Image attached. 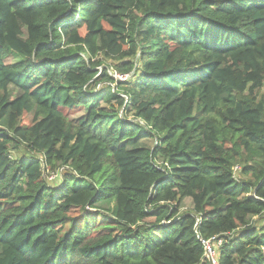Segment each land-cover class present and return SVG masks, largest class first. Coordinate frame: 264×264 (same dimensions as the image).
<instances>
[{"label": "trees", "instance_id": "obj_1", "mask_svg": "<svg viewBox=\"0 0 264 264\" xmlns=\"http://www.w3.org/2000/svg\"><path fill=\"white\" fill-rule=\"evenodd\" d=\"M263 83L264 0H0V264H264Z\"/></svg>", "mask_w": 264, "mask_h": 264}, {"label": "rangeland", "instance_id": "obj_2", "mask_svg": "<svg viewBox=\"0 0 264 264\" xmlns=\"http://www.w3.org/2000/svg\"><path fill=\"white\" fill-rule=\"evenodd\" d=\"M83 33H84V31L82 30V31H81V34H83ZM125 48H126V47H125ZM13 57H14V55H12V57L8 59V62H9V63H10V62L13 63V62H15V61L18 60V58H13ZM105 67H106V69H107V74H108L109 76L113 77L116 81H126V80H128V79L130 78L129 75H127V76H123V77H120V76L114 74L112 68L110 67V63H109L108 61L102 62L101 66H99V67L97 68V70L99 71V74L102 73V71H103V69H104ZM107 85H108L107 83H99V84H97L96 87H94L92 94L103 96V94H104L105 91H106V87H107ZM263 91H264V90H263ZM262 94H264V92H262ZM81 116H82V113H79V114H76V115H74L73 117H71V119H73V120H77V119H79ZM120 116H121V115H120ZM128 118H129L128 120L131 121V119H132L131 116H129ZM137 122H139V124H140L142 127L144 126L142 122H140V121H137ZM27 123H28L27 116L24 115V117H23V124H26V125H27ZM156 142H157V141H156V139H155L154 137H152V136H147V135H143L142 138H140V139L136 142V144L139 145V146H143V147H145V148H147V149H149V150H152V149L157 145ZM233 173H234V177H235L236 179L242 178V176L240 175V167H238V166L233 167ZM183 206H184V207L182 208L183 211H190V210H192V205H191V202H190L189 199H186V200L184 201ZM213 258H214V260L216 259V253H215V255L213 256Z\"/></svg>", "mask_w": 264, "mask_h": 264}, {"label": "built area", "instance_id": "obj_3", "mask_svg": "<svg viewBox=\"0 0 264 264\" xmlns=\"http://www.w3.org/2000/svg\"><path fill=\"white\" fill-rule=\"evenodd\" d=\"M123 77V76H120ZM264 85V83H263ZM201 244L203 245V248L205 250V258L208 260L210 258L212 260V264H216L213 256L215 255V249L217 246L220 245V241H216V239H211L209 241H202L200 240Z\"/></svg>", "mask_w": 264, "mask_h": 264}, {"label": "water", "instance_id": "obj_4", "mask_svg": "<svg viewBox=\"0 0 264 264\" xmlns=\"http://www.w3.org/2000/svg\"><path fill=\"white\" fill-rule=\"evenodd\" d=\"M208 262L209 264H212V260L210 258H208Z\"/></svg>", "mask_w": 264, "mask_h": 264}]
</instances>
